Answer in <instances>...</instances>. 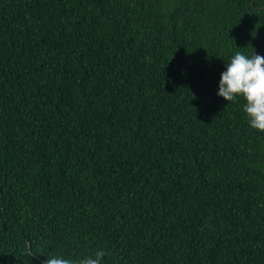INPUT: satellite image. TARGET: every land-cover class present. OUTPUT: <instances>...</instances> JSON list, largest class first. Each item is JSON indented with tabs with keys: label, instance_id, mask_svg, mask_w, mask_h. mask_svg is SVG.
<instances>
[{
	"label": "trees",
	"instance_id": "16d2710c",
	"mask_svg": "<svg viewBox=\"0 0 264 264\" xmlns=\"http://www.w3.org/2000/svg\"><path fill=\"white\" fill-rule=\"evenodd\" d=\"M235 51L264 56V0H0V264H264Z\"/></svg>",
	"mask_w": 264,
	"mask_h": 264
},
{
	"label": "clouds",
	"instance_id": "9594fccd",
	"mask_svg": "<svg viewBox=\"0 0 264 264\" xmlns=\"http://www.w3.org/2000/svg\"><path fill=\"white\" fill-rule=\"evenodd\" d=\"M224 61L223 71L219 73L216 95L225 101L241 98V110L249 128L264 131V56L250 55L235 51ZM105 256L103 249L93 255L78 259L63 255H47L43 264H101Z\"/></svg>",
	"mask_w": 264,
	"mask_h": 264
}]
</instances>
